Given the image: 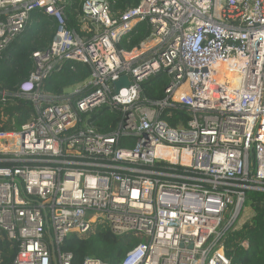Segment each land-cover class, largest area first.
I'll list each match as a JSON object with an SVG mask.
<instances>
[{
  "label": "built area",
  "instance_id": "obj_1",
  "mask_svg": "<svg viewBox=\"0 0 264 264\" xmlns=\"http://www.w3.org/2000/svg\"><path fill=\"white\" fill-rule=\"evenodd\" d=\"M63 1L0 0V55L31 11L57 24L28 79L1 99L31 100L36 111L0 132V231L17 244L11 264H72L64 240L99 225L134 244L118 264H230L220 240L247 193H264V0H142L118 18L105 0H84L90 40L67 29ZM143 21L148 38L118 51ZM64 61L88 65L90 78L65 96L41 92ZM160 71L169 78L163 99L141 102L140 85ZM123 77L129 85L115 93ZM100 107L120 115L108 134L89 123Z\"/></svg>",
  "mask_w": 264,
  "mask_h": 264
},
{
  "label": "trees",
  "instance_id": "obj_2",
  "mask_svg": "<svg viewBox=\"0 0 264 264\" xmlns=\"http://www.w3.org/2000/svg\"><path fill=\"white\" fill-rule=\"evenodd\" d=\"M84 0H64L62 3L66 27L81 38L90 40L95 36L94 28L85 34L79 16ZM109 4L112 18H118L126 9L137 7L142 0H105ZM56 21L42 10L30 12L23 32L18 35L0 55V132L19 129L36 116L31 100L9 96L10 102L3 104V93L14 95L19 85L28 79L33 70L31 56L44 51L52 42ZM151 28L146 21L138 23L131 32L123 36L116 49L131 52L139 48L148 38ZM88 65L64 61L45 79L41 92L52 97L65 96L70 89L83 85L89 78ZM169 78L164 71L150 77L140 85L141 102L152 103L163 99ZM170 125L174 123L161 117ZM120 120V115L107 107H100L90 114L89 123L100 134H108ZM245 206L249 215L240 225L229 229L221 238L220 246L230 264H264V193L248 192ZM134 247L124 239L111 233L103 225L86 235H71L61 245V250L72 255V264H83L86 259H94L105 264H118L126 252ZM17 251V244L6 238L0 231V264H11Z\"/></svg>",
  "mask_w": 264,
  "mask_h": 264
},
{
  "label": "water",
  "instance_id": "obj_3",
  "mask_svg": "<svg viewBox=\"0 0 264 264\" xmlns=\"http://www.w3.org/2000/svg\"><path fill=\"white\" fill-rule=\"evenodd\" d=\"M129 81L126 77L120 78L118 81L113 83L114 91L117 93L121 88L128 87Z\"/></svg>",
  "mask_w": 264,
  "mask_h": 264
},
{
  "label": "rangeland",
  "instance_id": "obj_4",
  "mask_svg": "<svg viewBox=\"0 0 264 264\" xmlns=\"http://www.w3.org/2000/svg\"><path fill=\"white\" fill-rule=\"evenodd\" d=\"M249 209L247 206H244V209H243V212L242 214L240 215V218H239V223L238 225H240L241 223H243V221H245V219L248 217L249 215Z\"/></svg>",
  "mask_w": 264,
  "mask_h": 264
}]
</instances>
